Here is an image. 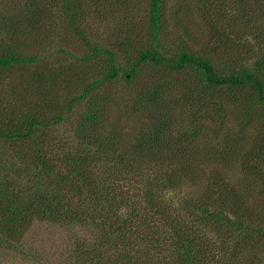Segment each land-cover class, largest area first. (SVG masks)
Segmentation results:
<instances>
[{
  "label": "trees",
  "instance_id": "trees-1",
  "mask_svg": "<svg viewBox=\"0 0 264 264\" xmlns=\"http://www.w3.org/2000/svg\"><path fill=\"white\" fill-rule=\"evenodd\" d=\"M134 1L23 0L9 24L24 34L57 13L90 43L82 5ZM167 5L149 0V44L127 70L110 50L94 49L107 57L105 77L79 94L69 88L61 105L58 69L43 76L36 66L29 70L37 58L0 48V91H17L0 100V264L11 253L42 263L26 242L44 225L56 228L63 248L69 242L56 264H264V129L253 126L252 112L264 113V0H179L169 12ZM192 12L208 27L206 52L164 56V15L190 37L185 17ZM130 36L127 28L125 43ZM147 63L162 76L145 83L140 70ZM187 69L190 82L180 77ZM121 74L135 85L126 109L138 127L114 111L120 98L97 94ZM233 101L244 111L229 112ZM232 113L257 132L249 148L224 129ZM208 122L214 128L205 132ZM233 169L243 173L240 180H227ZM249 179L259 186L251 192ZM168 192L180 196L177 207Z\"/></svg>",
  "mask_w": 264,
  "mask_h": 264
},
{
  "label": "rangeland",
  "instance_id": "rangeland-1",
  "mask_svg": "<svg viewBox=\"0 0 264 264\" xmlns=\"http://www.w3.org/2000/svg\"><path fill=\"white\" fill-rule=\"evenodd\" d=\"M177 1L179 0H168V12ZM22 3L23 0H0V48L3 50L9 47L19 49L24 52L23 55H31V57L37 58L38 62L31 65L29 70H31L33 66H36L43 76L49 73V69L51 71L58 69L60 75L62 73V79L60 78L61 83L59 85L60 88L57 89V94H55L56 102L59 103V105L67 101L66 97L69 94V88H72L75 94H79L88 83L105 77L104 74L109 70L107 57L100 53L97 55L94 49L99 51L110 50L114 54L118 66L127 70L139 54L140 49L147 47L149 44V35L147 32L149 0H135L133 3L126 2L124 7L107 4L102 8H100L101 5L92 6L89 4V6H87L85 2L86 4L82 5V25L85 26L84 33L90 43H85L74 31H71L64 18L58 16L57 13L51 14L50 18L41 26H34L30 30L25 29L23 32L24 34L18 33V31L9 24V21L14 14H17L18 7ZM185 19L187 20L186 27L190 29V37H186L185 34L175 26L170 14L167 13L164 15V33L159 39L158 44L160 52L164 56L172 57L178 50L183 48L196 54H204L209 47V45L204 47V44L209 39V30L198 14L192 12V14L186 15ZM8 24L9 26H7ZM6 26L7 28L5 29ZM127 28L131 35L129 44L125 43L123 37ZM3 33L6 34L4 35ZM2 41H4L3 47H1ZM212 53L213 52H210L208 56L211 55V57L218 62V56ZM186 72L187 73L183 74L184 76L180 77L186 81H192L193 76L190 73L191 71L187 69ZM140 74L142 76L141 80H146L145 83H148L162 76V68L147 63L141 67ZM6 82L9 84L10 80L7 79ZM34 82H36L35 78H31L30 84ZM180 82L186 86L188 85L184 81ZM10 86L8 87L6 85L7 89L0 91L1 101L8 102L10 99L16 97V89L13 88L12 91H9L12 87ZM30 86V88L33 87V85ZM131 86L132 87H129L121 74L115 81L104 83L97 90V94L99 95L105 94L110 98L121 99V107L119 109H114V111H119V115L124 116V120L130 128L140 125L137 123L136 116L130 115L129 110L126 109L129 106V96L135 85ZM24 88H26V86ZM24 88L21 90L23 91ZM34 95L36 99L39 98L38 93ZM26 97L30 96L27 95ZM34 103L38 105V100L34 101ZM48 109L46 110V108H43V110H45L44 113L49 114V112H53V110ZM227 110L236 113L243 112L244 104L241 101L237 103L234 101L229 102ZM252 112H255V116L258 117L255 121L256 124H253V126L264 129V113L261 112V115L256 109H253ZM233 114L235 113L228 114L224 129L226 133L230 132L232 136L235 135L239 143H247L246 146L249 148L257 137V132L242 126L241 122L244 120L243 115L235 116ZM211 125V122L203 125L205 132L212 128ZM67 128H69V125L64 126L61 130ZM241 176H243V173L240 170L233 169L228 170L226 178L227 180H235L238 178V181L242 178ZM246 183L250 189L249 192L259 187L256 183L254 184L251 179L246 181ZM202 184L204 185V182H202ZM258 194L259 192L257 194L255 193L254 198L260 200L261 196ZM179 197L180 196L176 192H168L165 194V198L172 201L176 207L179 202ZM55 230L56 228L52 226L44 225L40 228V231L34 233L33 238L30 237L27 240L26 243L30 246V249L37 252L38 257L42 256L41 258H43L42 263L37 264H56V258L62 257L63 255L67 256L68 251L65 253V247L69 242L66 240L65 243H67L64 244L63 248L61 243L57 241L58 231L55 232ZM209 235L216 239L214 235ZM260 257L264 260V254ZM65 258L62 259H68V257L67 259ZM242 259L247 260L243 257ZM4 262L5 264H35L30 261H20L18 255L15 253L9 254Z\"/></svg>",
  "mask_w": 264,
  "mask_h": 264
}]
</instances>
